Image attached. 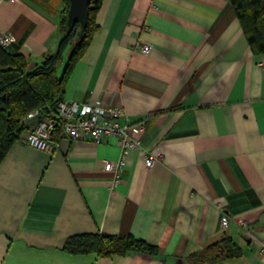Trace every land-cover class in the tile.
I'll return each instance as SVG.
<instances>
[{"label":"crops","instance_id":"crops-1","mask_svg":"<svg viewBox=\"0 0 264 264\" xmlns=\"http://www.w3.org/2000/svg\"><path fill=\"white\" fill-rule=\"evenodd\" d=\"M62 8L0 0L7 50L28 67L55 52ZM94 22L63 97L144 120L142 148L110 190L104 163L120 154L117 136L55 133L45 151L22 131L0 160V264H188L223 235L242 253L213 264H264V53L251 50L231 1L102 0ZM80 232L131 233L159 252H65Z\"/></svg>","mask_w":264,"mask_h":264},{"label":"trees","instance_id":"trees-1","mask_svg":"<svg viewBox=\"0 0 264 264\" xmlns=\"http://www.w3.org/2000/svg\"><path fill=\"white\" fill-rule=\"evenodd\" d=\"M101 1H89L84 35L81 39H76L78 24L74 23L67 29L65 15L68 0H63L59 20L61 37L57 48L55 52L44 55L32 67H28L25 56L7 50L6 46L0 43V160L19 134L28 128L25 118L27 112L39 108V117L51 116L56 104L63 98L67 77L97 27L94 17ZM230 1L251 50L264 53V0ZM69 46L66 63L58 73L57 63ZM62 249L71 254L95 252L99 255L134 251L155 255L159 252L157 245L131 233H75L65 239ZM241 253L242 248L233 238L223 235L218 240L189 253L187 261L188 264H213L227 258L239 257Z\"/></svg>","mask_w":264,"mask_h":264},{"label":"built area","instance_id":"built-area-1","mask_svg":"<svg viewBox=\"0 0 264 264\" xmlns=\"http://www.w3.org/2000/svg\"><path fill=\"white\" fill-rule=\"evenodd\" d=\"M13 39L14 37L10 34L0 33L2 45H7ZM140 48L144 53H148L151 45L144 43L140 45ZM256 63L258 66H264V61L260 58ZM39 114V108H35L25 115L27 120L33 119V123L27 128L22 141L40 150H51L55 133L71 140L82 137L99 140L106 135L117 136L120 154L117 159L107 160L104 163V169L112 174L110 190H113L120 180L129 150L142 148L137 132L145 129V121H129L121 107H103L92 102L63 97L56 104L51 116L39 117ZM153 161L154 157L145 156L147 166H150ZM227 222L228 217H223L222 224L226 225Z\"/></svg>","mask_w":264,"mask_h":264},{"label":"water","instance_id":"water-1","mask_svg":"<svg viewBox=\"0 0 264 264\" xmlns=\"http://www.w3.org/2000/svg\"><path fill=\"white\" fill-rule=\"evenodd\" d=\"M90 0H68V7L65 15L67 29L74 23L78 24L76 39H81L87 24L88 4Z\"/></svg>","mask_w":264,"mask_h":264},{"label":"rangeland","instance_id":"rangeland-1","mask_svg":"<svg viewBox=\"0 0 264 264\" xmlns=\"http://www.w3.org/2000/svg\"><path fill=\"white\" fill-rule=\"evenodd\" d=\"M69 51H70V46L65 49V51L63 52V55H62L61 59L57 63V71H58V73L61 72L64 64L66 63V60H67Z\"/></svg>","mask_w":264,"mask_h":264}]
</instances>
